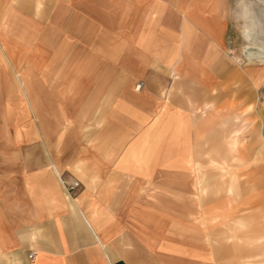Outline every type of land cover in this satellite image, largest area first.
<instances>
[{
    "label": "crops",
    "instance_id": "obj_1",
    "mask_svg": "<svg viewBox=\"0 0 264 264\" xmlns=\"http://www.w3.org/2000/svg\"><path fill=\"white\" fill-rule=\"evenodd\" d=\"M227 8L230 0H0V264L181 259L157 219L172 217L190 169L202 170L189 160L193 115L210 131L195 150L211 152L209 171L225 172L243 152L219 96L206 97L204 58L213 72ZM243 39L255 38L247 29ZM61 178L80 184L76 194Z\"/></svg>",
    "mask_w": 264,
    "mask_h": 264
},
{
    "label": "rangeland",
    "instance_id": "obj_2",
    "mask_svg": "<svg viewBox=\"0 0 264 264\" xmlns=\"http://www.w3.org/2000/svg\"><path fill=\"white\" fill-rule=\"evenodd\" d=\"M262 1L230 0V8L224 14V38L213 55L215 63H218L213 72H208L211 62L204 58L207 70L205 81L211 85L206 97L212 101L213 96H219L216 105L232 121V129L237 131L243 152H234L241 161L230 163L231 167L225 172L209 171V158L205 154L211 152L195 153V150L208 147L205 138L210 131L201 129L204 117L193 115L191 127H195L190 129L189 138V148L193 152L190 150L189 160L193 159L195 166L197 163L202 165V170L198 174L197 167L190 169L187 199L170 202L172 217L163 218L162 221L157 219L168 230L165 241L168 239L177 248L174 251H179V254H172L181 257L177 264H240L245 261L248 264H264V60L260 58L264 57ZM247 29L255 39L244 42L243 33ZM244 46H250V58L243 51ZM228 68L234 74H242L245 82L240 84L234 74L229 79ZM140 86L138 84L136 88L139 90ZM203 103L199 101L198 106ZM222 140V144L228 145L232 138L223 137ZM62 182L67 185L72 182H66L63 178L60 180L64 191L72 196L80 188L78 182H73L76 187L68 192ZM229 188L231 191L227 192Z\"/></svg>",
    "mask_w": 264,
    "mask_h": 264
},
{
    "label": "built area",
    "instance_id": "obj_3",
    "mask_svg": "<svg viewBox=\"0 0 264 264\" xmlns=\"http://www.w3.org/2000/svg\"><path fill=\"white\" fill-rule=\"evenodd\" d=\"M62 184L65 186V189L69 192V191H72V190H74L75 189V187H76V184H74V183H72L71 185H67V184H64V182H62ZM33 253H30L29 254V259H33Z\"/></svg>",
    "mask_w": 264,
    "mask_h": 264
},
{
    "label": "bare ground",
    "instance_id": "obj_4",
    "mask_svg": "<svg viewBox=\"0 0 264 264\" xmlns=\"http://www.w3.org/2000/svg\"><path fill=\"white\" fill-rule=\"evenodd\" d=\"M248 47V46H247ZM249 48H250V46L247 48V56L250 58L251 57V54H250V52L248 51L249 50ZM252 48V47H251ZM260 58H262L263 60H264V57L263 56H261ZM262 59H260V60H262Z\"/></svg>",
    "mask_w": 264,
    "mask_h": 264
}]
</instances>
